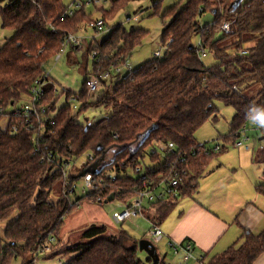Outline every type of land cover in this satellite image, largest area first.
Segmentation results:
<instances>
[{
  "label": "trees",
  "instance_id": "trees-1",
  "mask_svg": "<svg viewBox=\"0 0 264 264\" xmlns=\"http://www.w3.org/2000/svg\"><path fill=\"white\" fill-rule=\"evenodd\" d=\"M2 1L1 27L13 31V35L0 47V107L23 98L45 71L46 64L62 50L65 36L77 32L91 19L84 9L71 17L64 16L68 7L63 0ZM128 1L111 0L112 8L103 9L101 14L106 25ZM162 1L153 0V14L160 11ZM236 1L187 0L184 5L180 6V2L166 9L161 13L164 28L160 43L166 48L164 55L153 56L117 77L110 92H103L96 101H86V79L79 92L64 89L62 95L66 93L67 101L72 96L86 101L77 112L67 102L58 107L62 95L50 98L51 87L47 103L55 112L54 123L43 134L39 151L32 144V132L22 127L13 134L9 126L0 127V224L6 222L0 234V264H13L18 258L24 261L35 256L51 237L58 239L63 216L75 207L63 195L57 202L50 200L58 184L63 192V180L61 170L42 160L46 153L61 158L92 154L93 160L86 167L94 175L95 191L82 195L78 201H93L100 194L107 200L115 194L125 203L143 188L141 177L129 173L131 168L139 171L149 157L153 165L148 166L149 175L168 173L170 164L178 161L181 153H188L187 161L180 164L187 172L182 178L180 197L150 203L145 209L147 215L151 211L149 218L156 221L164 220L179 200L197 191L199 179L211 162L227 152L228 143H236L241 126L251 115L264 111V0ZM207 13L213 15V22L202 26L200 18ZM224 22H230V31L219 32L216 27ZM148 33L142 28L128 30L123 24L113 26L103 41L88 45L87 56L94 49L99 50V60H93L92 71L95 64L107 71L119 63L118 57L124 63ZM196 37L212 54L211 64L199 58L194 46ZM247 43L252 45L246 46ZM243 49L248 51L242 55ZM92 71H87V76ZM256 83L262 85V90L255 96L243 93L244 88ZM215 101L232 106L235 114L225 136L227 142L218 152L206 153L195 134L206 122L219 120ZM92 107H104L105 115L95 124L79 122ZM259 131L260 140L264 126ZM170 142L176 148L165 158L149 152ZM194 150L197 153L191 155ZM112 151L111 161L103 163ZM252 158L264 163V147L253 148ZM110 172L114 173L113 179L107 177ZM78 178L79 175L72 177L74 181ZM256 190L264 196V183L257 185ZM98 230L93 228L87 234ZM139 240L122 230L114 237L69 244L55 255L73 254L62 264H152L148 255L145 260L140 257ZM263 251L264 229L257 234L243 229L238 241L207 264H253ZM33 263L30 260L28 264Z\"/></svg>",
  "mask_w": 264,
  "mask_h": 264
},
{
  "label": "rangeland",
  "instance_id": "rangeland-1",
  "mask_svg": "<svg viewBox=\"0 0 264 264\" xmlns=\"http://www.w3.org/2000/svg\"><path fill=\"white\" fill-rule=\"evenodd\" d=\"M64 4L68 7L74 0H63ZM187 0H163L161 3L160 11L153 14L155 9L153 8V0H130L125 6L119 8L112 18L107 20V23L110 29L117 25L123 24L124 27L128 30L142 28L148 30V35L142 40L131 53V55L125 58V62H122L121 57L117 58L119 62V67L121 68V75L124 76L128 72L134 70L136 67L143 64L146 60L156 56L160 51L161 56L164 55L165 49L160 43L162 31L164 28L163 20L161 13L171 6H174L178 3L184 5ZM4 1L0 0V5H3ZM104 5V10H110L112 8V2H102ZM99 8V7H98ZM100 10L95 9L94 5H87L85 9V14L88 18H96L101 16L103 8ZM79 10V9H78ZM88 18H86L88 20ZM87 22V21H86ZM85 22V23H86ZM201 24H209L213 22V15L207 13L203 15L200 19ZM83 25V26H82ZM81 25V29L77 30V35L87 38L86 48L92 42L103 41L109 34V28L97 33L91 27H84L85 24ZM221 25L217 26L216 29L219 30ZM13 35V32L8 29H4L0 25V45L5 42V38H10ZM221 33L218 34L220 36ZM234 39H229V42H232ZM252 45V43H247L246 46ZM86 49H77L73 45H68L65 47L64 52L59 60L55 58L52 59L44 69L49 72L51 79L54 81L56 87L60 91L59 95H62L64 89H71L74 92H79L83 88L85 79L87 78V71H92L93 69V57L92 55H86ZM212 54H209L205 59H203L205 64H211L213 62ZM114 64V63H113ZM115 66V65H113ZM111 66V67H113ZM118 66V65H117ZM110 67V68H111ZM101 68V67H100ZM102 69V68H101ZM104 72V71H100ZM117 80V72L113 69L111 71V76L105 78L104 82L106 83V91L104 93H109L110 88L114 85ZM103 88L105 87L103 83ZM101 88V89H103ZM262 90L261 84H253L248 88L243 89V93L247 96H255L258 92ZM101 92V90H100ZM52 94V93H51ZM51 95L50 98H52ZM86 99H89V93L86 91ZM84 99V98H83ZM69 104L71 102L67 101L66 93L61 96V99L58 102V107ZM79 106L81 103L79 101H74ZM217 108V114L219 120L217 122L208 121L206 122L197 132L196 139L201 143L205 144L208 149H213L215 145L220 144L221 146L226 143L225 136L229 134L230 123L235 114V110L232 106L225 105L222 101H215ZM19 106V105H18ZM72 108V107H71ZM14 110L13 106L7 108V112L10 113ZM77 112L79 110H73ZM106 113L104 107H92L89 110L85 111L83 115L79 118V122L86 124H95L100 118H102ZM9 126V116L5 115L0 118V127L6 129ZM247 135L249 140H246L241 149H247L248 152L253 153V148L256 150H261L264 147V140L260 139V131L258 129L252 128L249 124ZM247 147V148H246ZM237 146L232 143H228L227 151H229L228 158H226L225 164H232L237 162V158H242L248 161L247 157L244 155V152L238 155L234 149ZM114 151L110 152L103 163H108L113 157ZM222 160V158H221ZM87 161L86 155L81 156L77 162L76 166L72 167L73 174H81V170L84 167ZM217 161V160H216ZM144 162L147 165H151L149 157L144 159ZM217 162H214L211 167H213ZM78 166V167H77ZM100 166V163H99ZM262 177H264V164L258 166ZM145 172V169H140V171L131 168L129 173L134 177H139ZM264 182V180H263ZM77 188L76 194L71 195V200L76 202L85 192L84 180L83 177L77 179ZM62 186L58 184L55 189L50 194V200L57 202L59 197L62 195ZM113 201L105 202L103 205H99L95 199L92 200H80L77 201L75 207L64 216V224L59 234L57 235V242L53 245L51 251H46L41 253L39 256L31 255L28 256L24 261L21 258H18L14 261L13 264H28L30 260H34L33 264H62L66 262L73 254H65L62 252L58 256L57 251L63 250L67 245L72 244L76 245L79 243H90L93 240L99 238H107L117 236L122 230L136 234L138 237L149 238V230L151 228L150 220L144 218L143 216H138L136 218L127 219L125 222L115 224L112 217L115 213H119L124 209V198H118ZM99 205V206H98ZM6 222L0 224V234L3 233ZM93 228H98L96 232H91L87 234ZM101 228V230H100ZM159 253L161 255L163 264H178L177 261L180 260V256L175 255L170 248H168L164 241H161L157 244ZM67 251V250H66ZM51 255H55L53 258H49ZM140 257L142 259L147 258V253L144 251L140 252ZM49 258V259H48ZM60 261H62L60 263ZM190 264H199L196 260L192 259Z\"/></svg>",
  "mask_w": 264,
  "mask_h": 264
},
{
  "label": "built area",
  "instance_id": "built-area-1",
  "mask_svg": "<svg viewBox=\"0 0 264 264\" xmlns=\"http://www.w3.org/2000/svg\"><path fill=\"white\" fill-rule=\"evenodd\" d=\"M110 0H74V2L66 9L64 16L71 17L73 16L78 9H86L87 5L91 4L95 6V9L104 8L102 2H107ZM111 2V1H110ZM99 7V8H98ZM91 27L95 32L99 33L106 28L110 27L106 25L105 18L103 16H99L96 18H92L86 22V27ZM219 32H228L230 31V22H224L219 30ZM68 45L77 46L79 49H86L87 38L78 36L74 33H68L65 36L64 47L62 50L55 56L56 60H59L62 56V53L65 50V47ZM194 46L196 47L198 56L201 60L205 59L209 54V50L205 48L202 44L201 38L197 37ZM164 49H166L164 47ZM247 49H243L241 54H246ZM98 49H94L92 52L93 60L98 62ZM161 52L159 51L156 56H161ZM97 65L86 78V89L89 93L90 98L86 99L87 102L96 101L100 94V90L103 87V82L105 78L111 76V71L114 69L117 72V77L121 75V68L119 64L111 67L105 72H100L101 68L99 64ZM51 87L53 88V97H57L60 93L58 88L56 87L54 81L51 79L48 71H43L42 74L37 77L33 84L28 88L27 93L23 96V98L17 100L16 102H12L8 106L0 107V116H9V129L11 133H17L22 127L25 130H28L33 133L31 141L35 146L36 151H39L41 139L43 134L48 129L50 125H53V117L55 112L51 110L52 104L47 103V99L52 92H50ZM74 101H79L82 104L86 103V101L81 100L76 96H72L69 99L71 102V107L73 110H79L81 106H79ZM19 105V106H18ZM13 106L14 110L10 113L7 112V108ZM249 124L254 129H260L264 126V111L259 112L257 114H253L249 117V119L241 126L237 135L238 140L234 145L244 144L246 140H249V136L247 135V130ZM204 151L206 153H210L211 151L218 152L221 148L220 144L215 145L213 149H208L204 144ZM175 145L173 142L168 144H159L155 147V149L151 148L150 153L157 152L163 158L167 156V154L171 153L175 150ZM197 151H192L191 155H195ZM182 154V155H181ZM179 155L178 161H173L170 164L168 173H157L155 176L149 175L147 173L148 166L149 168L153 165H147L139 167L140 169H145V172L140 176L143 182V188L138 192L135 197L124 203V209L115 213L112 217L114 223H123L127 219H131L138 216H143L145 213V209L149 206L150 203L162 202L168 199H176L179 198L182 192L183 181L182 178L186 176L187 172L185 168L182 167V163L187 161L189 157L188 153H181ZM87 157V161L84 167L81 170V174L79 176L83 177L84 186H85V194L91 193L95 191L94 184V175L92 172L88 170L86 167L87 162L93 160L92 154H85ZM80 158V157H79ZM74 157H63L61 158L54 153H46L44 155L43 161L51 163L54 169H59L62 171V180H63V197L70 204H77L71 200V195L76 194L77 188V180H73V176H78V174H73L72 167L76 166V162L79 159ZM178 163V165H177ZM181 166V168L179 167ZM78 167V166H77ZM88 170V172L83 173V171ZM114 173L110 172L107 174V177L113 179ZM103 183V182H102ZM116 199V196H115ZM96 202L99 205H103L106 202V197L103 194H100L96 198ZM64 218V216H63ZM165 236V232L161 228V226L157 222H153L151 228L149 230V239L152 240L155 245H157ZM57 242L55 237H51L47 244H43L37 251L36 256H39L41 253L46 251H51L53 245ZM169 248L175 255L182 254V262L183 264H189L192 259H195L199 264H206L203 261V258H196L194 255V249L191 242L178 243L175 241H171L168 243ZM62 261H60L61 263Z\"/></svg>",
  "mask_w": 264,
  "mask_h": 264
},
{
  "label": "crops",
  "instance_id": "crops-1",
  "mask_svg": "<svg viewBox=\"0 0 264 264\" xmlns=\"http://www.w3.org/2000/svg\"><path fill=\"white\" fill-rule=\"evenodd\" d=\"M7 39L5 38L4 41L6 42ZM196 39L197 37L195 41ZM97 43L100 42L95 40V44ZM3 45L1 44L0 47ZM74 47L79 49L77 46ZM103 83L105 87H102L100 95L106 91V83ZM196 141L199 142L197 139ZM242 145L244 144L236 145L237 148L234 150L238 155L243 151L248 161L237 158V162L232 161L233 163L228 165L225 164V160L230 156L229 151L221 154L211 162L199 179L197 191L179 200L164 220L150 219L148 215L151 211L148 215L144 213L143 217L150 220L151 225L157 222L161 226L165 232L161 241H164L168 248V243L171 241L191 242L196 258L207 255L203 259L207 264L213 256L226 251L238 241L243 229L255 234L264 229V196L256 190L257 185L264 183V177L258 167L264 163L254 162L252 153L248 152L247 147V149H241ZM214 162L217 164L211 167ZM131 234L138 239L144 237L140 238L134 233ZM178 256L181 258L177 263L183 264L182 254ZM253 264H264V251Z\"/></svg>",
  "mask_w": 264,
  "mask_h": 264
},
{
  "label": "water",
  "instance_id": "water-1",
  "mask_svg": "<svg viewBox=\"0 0 264 264\" xmlns=\"http://www.w3.org/2000/svg\"><path fill=\"white\" fill-rule=\"evenodd\" d=\"M241 1L242 0H237L236 4L240 3ZM263 138L264 136H262L260 139H263ZM97 166L98 164L95 165V167ZM85 172H88V170L86 169L85 171H83V173ZM114 198H115V194H111V196H109L106 202L112 201ZM139 250L147 253V255L152 259V264L161 263V255L159 253L158 247L149 238L143 237L139 240Z\"/></svg>",
  "mask_w": 264,
  "mask_h": 264
}]
</instances>
